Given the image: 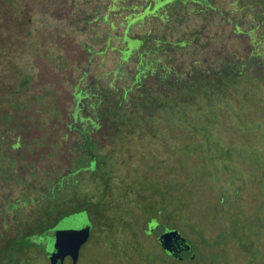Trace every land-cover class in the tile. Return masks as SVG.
<instances>
[{
	"label": "rangeland",
	"instance_id": "obj_1",
	"mask_svg": "<svg viewBox=\"0 0 264 264\" xmlns=\"http://www.w3.org/2000/svg\"><path fill=\"white\" fill-rule=\"evenodd\" d=\"M84 1L0 0V94L16 100L15 106L0 101V132L6 127L11 131L6 141L18 135L21 143L0 152V169L6 171L5 164L14 159L9 174L27 185L3 184L1 197L6 192L10 199H27L36 193L28 185L42 186L50 172L68 164L66 144L57 139L69 117L73 87L94 75L100 79V72L115 66L109 50L94 55L86 48L89 43L97 52L104 48L101 37L93 38V27L104 24L82 21L88 13L90 18L105 12L108 0ZM236 82L232 97L203 110L197 125L189 109L180 126L164 127L174 145L135 174L158 197L154 211L131 207V220L106 225L86 211L91 228L75 264H187L163 252L157 236L164 228L176 229L191 246L193 264H242L246 256L252 260V252L257 261L252 263L264 264V80ZM33 208L28 204L21 214L31 215ZM82 216H66L52 229L56 238ZM12 224L9 220L4 229L9 236L16 232ZM46 238V246L41 240L36 244L41 252L31 248V264H50L43 252L52 251L56 238Z\"/></svg>",
	"mask_w": 264,
	"mask_h": 264
},
{
	"label": "trees",
	"instance_id": "obj_2",
	"mask_svg": "<svg viewBox=\"0 0 264 264\" xmlns=\"http://www.w3.org/2000/svg\"><path fill=\"white\" fill-rule=\"evenodd\" d=\"M97 13L82 21L104 24L93 27L104 48L97 52L89 43L87 51L109 50L115 66L73 87L57 139L66 144L68 164L42 186L28 185L36 193L27 199L0 196V264H31V248L41 252L36 244L46 246L49 230L70 214L91 210L106 225L131 220V207L154 211L158 197L135 174L174 145L164 127L180 126L189 109L197 125L203 110L232 97L237 79L264 80V0H108ZM2 95L0 101L15 106L11 95ZM3 128L2 155L21 144L18 135L6 141L11 131ZM9 160L0 169V187L13 181L26 188L24 179L9 174L15 164ZM28 204H34L31 215H22ZM9 220L13 236L5 232Z\"/></svg>",
	"mask_w": 264,
	"mask_h": 264
},
{
	"label": "water",
	"instance_id": "obj_3",
	"mask_svg": "<svg viewBox=\"0 0 264 264\" xmlns=\"http://www.w3.org/2000/svg\"><path fill=\"white\" fill-rule=\"evenodd\" d=\"M81 213L84 216L76 218V222H79V224L73 228H69L55 239L52 251L48 254L50 264H62L67 255L71 257L72 264H75L80 245L88 236L91 228L90 220L85 210L78 212V214L76 213V215ZM157 238L162 248L174 257H177V251L189 249L186 240L176 229H164Z\"/></svg>",
	"mask_w": 264,
	"mask_h": 264
},
{
	"label": "flooded vegetation",
	"instance_id": "obj_4",
	"mask_svg": "<svg viewBox=\"0 0 264 264\" xmlns=\"http://www.w3.org/2000/svg\"><path fill=\"white\" fill-rule=\"evenodd\" d=\"M152 229H153V228H152ZM152 231H153V230H152ZM49 232H50L51 235H53L54 238H56V231H53V232H52V230H51V231L49 230ZM49 232H48V237H50ZM159 234H160V233H159ZM159 234H158V235H159ZM157 237H158V236H157ZM158 243H159V241H158ZM159 245H160V243H159ZM160 247L162 248L161 245H160ZM239 248H242V247H239ZM162 250H163V252H164L167 256L172 257V258H174V259H176V260H179V261H185V262H187V264H193L192 262H194V259H195V255L193 254V250H192L191 246L189 247V249H182V250H180V251H177V252H178V253H177V257L172 256L170 253H168V252H167L165 249H163V248H162ZM48 254H49V253H46V256H48ZM251 255H252V260L249 259V258L246 256V258H244L242 264H244V263H246V262H251V264H253L252 262H254V261L257 262V261H256V258L254 257L253 252L251 253ZM66 258H70V259H71V257H70L69 255H67V256L65 257V259H66Z\"/></svg>",
	"mask_w": 264,
	"mask_h": 264
}]
</instances>
